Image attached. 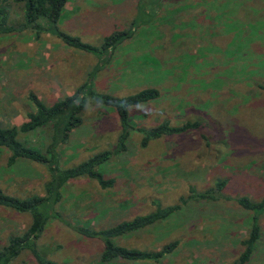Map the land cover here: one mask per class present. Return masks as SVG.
Listing matches in <instances>:
<instances>
[{"label": "rangeland", "instance_id": "rangeland-1", "mask_svg": "<svg viewBox=\"0 0 264 264\" xmlns=\"http://www.w3.org/2000/svg\"><path fill=\"white\" fill-rule=\"evenodd\" d=\"M154 1L65 2L57 29L92 45H99L112 31L128 27L133 19L144 21L135 25L132 36L118 44L104 64H98L100 57L66 46L49 31L50 24L44 20H39L43 29L38 34L25 27L0 35V126L18 125L26 119L25 112L33 109L27 99L29 92L50 104L72 94L92 71L93 89L99 93L125 96L151 87L160 92L155 100L127 108L128 124L133 128L126 129V148L99 166L105 178H113L110 187L100 188L94 180L79 176L61 188L62 198L55 208L68 225L64 220L48 219L35 241L37 253L58 264H227L242 249L240 240L247 233L250 212L231 199L188 200L182 204L179 198L190 194L189 187L201 191L221 178L226 179L221 192L230 198L246 195L258 200L264 195V90L257 87H264V11L256 12V2L245 0L247 5L241 6L244 11L239 9L238 13L247 14L250 23L253 16L263 20L255 25L254 30L261 29L258 33L246 32L242 39L252 53L244 65L256 73L250 75L251 86L213 88L204 83L217 85L220 81L216 76H230V67L225 68L234 58L216 51L201 58L193 48L209 41L203 42L202 31L206 35L205 29L210 27L222 26L224 30L225 20L214 23L206 7L208 13L197 20L195 15L192 26L178 25L170 31L173 25L158 20L159 14L145 22L146 15L138 12L143 6L152 15ZM233 1H214L224 19L225 11L234 14L238 8L239 1ZM2 2L7 23L19 27L23 21L20 5L13 0ZM157 2L159 12L167 13L169 0ZM173 32L182 37L174 36L170 41ZM210 42L209 49L223 40L214 38ZM251 62H259V67L251 66ZM80 117L81 123L59 146L62 167L75 165L100 150H111L121 130L115 111L90 99H86ZM193 119L201 121L197 129L139 145L142 137L136 126L149 127L161 120L180 125ZM27 136L33 145L47 142V130ZM6 156L7 152L0 149V191L17 198L40 194L47 178L44 167L20 158L6 166ZM175 203L179 209L165 219L114 238L125 247L146 250H158L176 240L175 247L158 261L100 262L101 242L70 227H109L152 211L156 204ZM29 221L28 213L0 206V247L10 234L23 231ZM258 224L260 240L244 264H264V213ZM8 264L37 263L26 249Z\"/></svg>", "mask_w": 264, "mask_h": 264}, {"label": "trees", "instance_id": "trees-1", "mask_svg": "<svg viewBox=\"0 0 264 264\" xmlns=\"http://www.w3.org/2000/svg\"><path fill=\"white\" fill-rule=\"evenodd\" d=\"M16 4L20 5L22 11L23 21L19 27H15L7 23V9L6 5L0 0V35L11 33L15 30L19 31L22 28L28 27L36 34L42 32V26L39 20H44L45 23L50 24L49 31L53 33L61 42L66 46L75 48L80 51L91 53L96 57H100L98 64H104L108 61L114 52L115 47L121 44L126 39H129L135 29V25L144 23L143 20L135 21L133 19L129 26L121 29L114 30L108 35L104 36L99 45H92L80 40L77 36L70 35L63 31H60L56 27V22L59 19L60 13L63 10L64 4L67 0H13ZM154 1V8H152V15H149L145 8L141 6L140 11L144 13L146 18L145 22L157 14L158 20L170 21L174 28L178 25L192 26V18L203 16L209 12L212 13V21L215 23L219 19L221 23L225 20L224 30L222 26L209 28L206 30V35L201 32L202 40L208 39L205 44H201L193 49L199 51L198 54L201 58L210 53L214 55L215 51L223 57H232V61H228L229 66L225 69L229 70L230 76L227 78H220L217 85H213L211 82L204 83L205 86L211 85L213 88H221L222 86H236L250 87L252 79L250 75L256 74L253 69H250L244 65L249 63L247 55L249 53V46L244 43L243 37L247 33H258L261 29H256L258 21H263L261 18H255L252 23L248 22L245 18L247 14L242 13L240 16L239 9L244 11L241 6L247 5V0H238V8L235 13L230 14L225 11L227 18L224 19L221 14L220 6L217 7L215 0H169L167 2V13H160V5ZM168 1V0H166ZM256 6L253 7L256 12L264 11V0H254ZM237 2L236 0L233 1ZM216 5V6H215ZM251 15L253 10L249 8L248 11ZM148 15V16H147ZM222 15V14H221ZM189 20L188 22H183ZM173 21V23H172ZM211 21V22H212ZM229 21V22H228ZM181 23V24H180ZM204 26V25H203ZM218 30V31H217ZM220 30V31H219ZM264 33V32H263ZM171 34V33H170ZM182 37V35L173 32L170 35L169 40L172 38ZM208 36V37H207ZM219 39L222 43H216L217 47L213 48L210 41L213 39ZM180 45L182 41H177ZM175 46V43L172 47ZM186 54V52H184ZM191 55V54H190ZM244 55V56H243ZM243 56V57H242ZM264 56V55H263ZM229 57V58H230ZM242 58L246 60L240 61ZM264 59V58H263ZM244 65V68H243ZM251 66L259 67V62H251ZM246 68V69H245ZM224 69V70H225ZM93 71L90 72L84 82L76 87V90L69 95L56 99L50 104L43 103L34 93L29 92L27 99L32 105V110L25 112V120L18 125L0 126V149L7 152L6 166L12 165L16 159H24L32 161L42 165L46 171L47 178L42 185V191L40 194H33L24 198H17L3 194L0 191V206L8 207L17 212H26L30 216V221L25 229L21 232L10 234L7 237L6 243L0 247V264H8L9 261L16 257L20 251L28 249L34 257L37 264H58L50 259H47L36 251L35 241L41 233L44 224L48 219H56L63 221L56 206L59 204L62 198L61 188L66 185L67 181L79 176H86L96 182L100 188L110 187L113 183V178H105L99 166L107 161L112 155L120 153L125 150V140L127 138L128 127L132 125L128 124V107L134 106L139 103H145L150 100H155L160 96V92L156 87L143 88L136 93L128 94L125 96H116L105 92H96L93 89ZM205 82V81H204ZM245 85V86H244ZM257 87L264 90V87L257 84ZM243 98V96L241 97ZM86 99H90L95 103H98L104 107H110L115 111L121 130L117 135L114 147L110 149L100 150L87 159L68 167H62L60 165V151L59 146L64 144L68 138L69 133L75 127L81 123L80 112L85 104ZM201 124L199 119L185 120L180 125H171L167 120H161L157 124L152 126L142 127L136 126L135 129L141 134L139 142L140 146H144L149 139H156L162 136H169L172 134L183 133L186 130L197 129ZM133 128V127H132ZM47 130V142H38L33 145L30 142L28 133H35L38 131ZM226 184V179L221 178L213 182V186H210L201 191H195L189 187L190 194L186 197H180L179 202L184 204L188 200H216L231 199L243 210L249 211V226L246 235L240 240L242 246L239 254L227 264H244L252 250L254 245L260 240V226L258 224V218L264 213V195L254 200L246 195H239L230 198L222 194L221 190ZM179 209V204L160 205L156 204V207L147 213L136 214L127 220L119 221L118 223L104 228H95L92 226H85L81 224L71 225L70 227L77 233L87 238H94L101 242V250L99 253V261L108 263L115 260H152L158 261L163 255L169 253L177 244V241H172L161 246L158 250H146L128 248L114 241V238L128 235L139 229L150 226L156 221L165 219L169 214ZM64 223L68 225V222L64 220ZM68 264V263H60Z\"/></svg>", "mask_w": 264, "mask_h": 264}]
</instances>
